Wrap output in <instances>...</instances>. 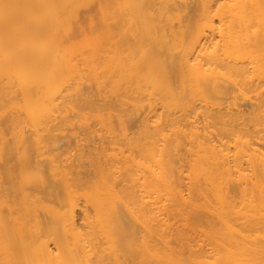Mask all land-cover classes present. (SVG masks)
<instances>
[{"label":"bare ground","instance_id":"bare-ground-1","mask_svg":"<svg viewBox=\"0 0 264 264\" xmlns=\"http://www.w3.org/2000/svg\"><path fill=\"white\" fill-rule=\"evenodd\" d=\"M93 10L102 33L124 34L113 48L91 37ZM106 74L119 78V107L146 115L131 138L117 116L124 140L90 150L80 176L66 150L44 157L45 147L72 122L67 93L85 80L101 93ZM156 93L169 99L163 113ZM237 94L255 99L247 120ZM5 115L0 264H264V0H0ZM111 116H96L106 133ZM182 146L188 184L173 165ZM183 206L200 211L175 228L170 214Z\"/></svg>","mask_w":264,"mask_h":264},{"label":"rangeland","instance_id":"rangeland-1","mask_svg":"<svg viewBox=\"0 0 264 264\" xmlns=\"http://www.w3.org/2000/svg\"><path fill=\"white\" fill-rule=\"evenodd\" d=\"M189 2L191 0H188ZM92 16L94 17V28H95V32L94 35H91L92 38H101L103 41V44L105 45V48H113L114 42H119L120 40H122V37H124V34H116L115 36H109L105 33H102V29H103V21L102 18L100 17L99 13L97 14V12L95 10L92 11ZM108 22H113L112 20H109ZM129 42L133 39L132 35H128L127 36ZM79 39H82V37H80ZM128 42V43H129ZM131 43V42H130ZM125 47V45L123 46ZM103 52V51H102ZM101 52V53H102ZM109 74H106L104 76L105 78V82L102 84V89L103 92H99L97 89V85L94 82V80H85L83 81V84L80 86L79 89V93L76 94V92L73 91H69L67 94L71 95L72 98L74 100H76L78 102V106L75 108V113H71L70 117L72 119V122H70L67 125H64L63 127L65 128L64 131L61 133V131H57L56 133H58L57 135L63 134L62 136L59 135V140L57 141V143H55L54 145H46L45 147V151L46 154L44 155V157H47L49 151L52 152V154L55 153H59L63 150H66L64 158L70 157V159L72 161H74L75 164H79L80 166L77 167V171L80 172V176H84L86 174L87 171H91L90 167L88 166V155H89V151L93 150L95 147L101 148L104 145H107V137H110L109 135L113 136V137H117L116 139H123L124 138L121 136L122 134V130L121 127L118 123V117L120 116V114H124L123 119L125 118V123L127 126V133L128 136L131 137H136L138 135L139 132H141L142 129H139V125H140V119L142 120L146 114L144 112L145 115H143L142 113L136 114V111L132 109V107L129 104H124V106L119 107V97L117 95H115L114 93V81L119 79L117 77H111L108 78ZM110 82H109V80ZM104 87V88H103ZM145 90V88H144ZM123 89L120 90V92L118 93H123ZM148 92V91H146ZM136 93H133L131 90H129L126 93V96H130V97H136ZM248 96H253V94H249ZM151 98L153 100H156V110L160 113H163V109L162 106L167 104L169 99L166 98L164 93H156L153 96H151ZM181 98V97H180ZM85 100H93L96 101V107L97 110H88V109H81L82 105H85L86 101ZM232 97L229 98V101H232ZM209 102L211 103H216V102H220V100H217L216 98L213 99H208ZM236 101H238V103L240 102V106L244 109L245 114H244V119L247 120V118L250 116L249 112L252 110V108H250V102H255V99L253 98L252 100H250V98L248 97H244L242 95L237 94V98ZM182 102H184V100L181 98L179 100V104H181ZM199 102V101H198ZM113 103L116 104V106H111ZM147 103V100L145 102V105ZM204 103V102H203ZM249 104V105H248ZM124 109L126 110L124 112ZM247 109V110H246ZM143 109H141L142 111ZM149 109H147L148 111ZM144 111V110H143ZM146 111V109H145ZM146 111V113H147ZM175 111H177V115H180L181 112L176 109ZM199 111V110H198ZM98 112L102 113V114H111V120H110V125L108 127H112L113 131L112 133H106L103 129V126L101 125V123H97V115ZM79 114V117L78 115ZM142 114V115H140ZM10 115V113H9ZM140 115V116H139ZM85 117V118H84ZM9 119L8 115L2 116L0 119V126L3 127V121ZM110 119V118H109ZM139 119V120H138ZM243 119L241 118L240 121H242ZM84 122V123H83ZM249 124H252L251 122H249ZM87 127H90L92 133L88 134L87 133ZM5 129V127H3ZM212 131L215 130V128L211 129ZM100 137V138H99ZM7 139L10 140V134L7 135ZM109 139V138H108ZM102 140L105 141L104 144H102ZM118 141V140H117ZM122 141V140H121ZM79 142V143H78ZM120 142V141H119ZM77 145H81L82 146V153L83 158L81 159V161H79V163L75 160L78 158V154L79 152L76 151L77 148H79ZM77 146V147H75ZM80 146V147H81ZM110 146L108 152H112V146ZM187 148V147H186ZM186 148L184 146H182L179 151L178 154L176 156V161H174L173 165L177 167L178 170L181 171V173L183 175V179H185V177L187 175L191 174V171H189V163L187 162L188 158H189V154L186 153ZM179 160V161H178ZM14 160L9 162V165H13ZM187 177L186 179L183 181V183H187ZM188 184V183H187ZM186 187V186H185ZM182 187L184 188V196L186 198V201L189 202V204H192V202H194L195 200V195L192 197V195H189V191L188 188L186 187ZM164 193V192H163ZM238 192L235 191V195H237ZM239 196V194H238ZM238 198V197H237ZM182 213L178 210H173L172 213L170 214V217L172 218V221L174 222L175 220H181V222L177 223L174 225L175 228L181 226V224L184 222L182 219H186L185 223L187 220H189V218L194 214V212L200 211V210H193L191 207H187V206H183L181 208ZM85 213H88L87 210H85L84 204L82 205V207L78 210L77 214H78V224L80 226L85 225ZM41 215V219H43L46 215L44 213H40ZM217 227V225H216ZM173 235L170 236L169 240L172 242V246H175L176 248H179L181 245L184 246L183 251L186 253L187 251V245L186 242L184 241V243L179 242L178 239V235L175 233V230L172 232ZM206 249H208L206 247Z\"/></svg>","mask_w":264,"mask_h":264}]
</instances>
